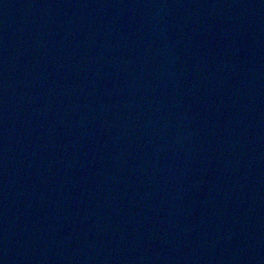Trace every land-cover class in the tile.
Here are the masks:
<instances>
[{"label":"water","instance_id":"water-1","mask_svg":"<svg viewBox=\"0 0 264 264\" xmlns=\"http://www.w3.org/2000/svg\"><path fill=\"white\" fill-rule=\"evenodd\" d=\"M0 264H264V0H0Z\"/></svg>","mask_w":264,"mask_h":264}]
</instances>
